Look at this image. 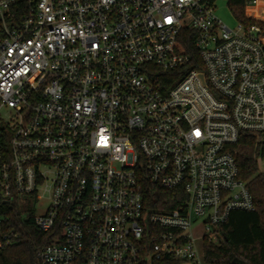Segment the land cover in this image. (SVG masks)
Wrapping results in <instances>:
<instances>
[{
	"label": "built area",
	"instance_id": "1",
	"mask_svg": "<svg viewBox=\"0 0 264 264\" xmlns=\"http://www.w3.org/2000/svg\"><path fill=\"white\" fill-rule=\"evenodd\" d=\"M217 1L0 0V251L16 201L61 225L42 264H200L256 209L231 145H264V30ZM185 26L204 69L175 51Z\"/></svg>",
	"mask_w": 264,
	"mask_h": 264
},
{
	"label": "trees",
	"instance_id": "2",
	"mask_svg": "<svg viewBox=\"0 0 264 264\" xmlns=\"http://www.w3.org/2000/svg\"><path fill=\"white\" fill-rule=\"evenodd\" d=\"M226 1L239 22L248 26L257 25L264 30V21H262L264 7L260 9L255 19L247 16L246 3L243 0ZM195 41V31L185 26L175 51L190 57L186 70L204 69ZM231 149L236 155L239 178L247 183L255 200L256 209L233 210L225 223L214 226L212 232L217 235L218 240L214 242L208 236L204 238V261L207 264H264V171L260 172L258 166L259 156H264V145L257 144L249 136H243L236 144L231 145ZM148 203L151 204V197ZM151 207L154 208L152 205ZM26 210L27 207L19 201L8 210L4 229L9 233L14 231V242L0 251V264H42L39 250L56 241L58 234L62 236L59 223L56 224L55 229L43 232L35 224L34 213L30 210L29 214L25 215ZM183 262L187 261L162 258L143 264Z\"/></svg>",
	"mask_w": 264,
	"mask_h": 264
},
{
	"label": "rangeland",
	"instance_id": "3",
	"mask_svg": "<svg viewBox=\"0 0 264 264\" xmlns=\"http://www.w3.org/2000/svg\"><path fill=\"white\" fill-rule=\"evenodd\" d=\"M216 14L229 27H231V28H236L237 27L238 19L233 14V12H232L231 8L229 7V5H228L226 0H218L217 1ZM247 14H248V12H247ZM261 151L262 150H260V152ZM258 166H259V171L263 172L264 171V156H262V155H260L259 158H258ZM23 205L26 206L27 209H28L24 213L25 215L29 214L30 210L34 213V215H39L42 212V210H45V208H46V202L45 201L43 202V204H42V206L40 208L38 206L31 205L29 202H26ZM194 230H195V232L198 235L201 234V227L199 225H195L194 226ZM199 243H200V246L202 248V240H200ZM201 253L203 254V248L201 250ZM181 264H193V263L183 262ZM200 264H207L204 261V257H202V263H200Z\"/></svg>",
	"mask_w": 264,
	"mask_h": 264
},
{
	"label": "bare ground",
	"instance_id": "4",
	"mask_svg": "<svg viewBox=\"0 0 264 264\" xmlns=\"http://www.w3.org/2000/svg\"><path fill=\"white\" fill-rule=\"evenodd\" d=\"M263 6H264V1H261V2H259L258 5L254 6V7H248L247 12L250 16L255 18L257 16L258 12L260 11V9L263 8Z\"/></svg>",
	"mask_w": 264,
	"mask_h": 264
},
{
	"label": "crops",
	"instance_id": "5",
	"mask_svg": "<svg viewBox=\"0 0 264 264\" xmlns=\"http://www.w3.org/2000/svg\"><path fill=\"white\" fill-rule=\"evenodd\" d=\"M246 11H247V9H246Z\"/></svg>",
	"mask_w": 264,
	"mask_h": 264
}]
</instances>
